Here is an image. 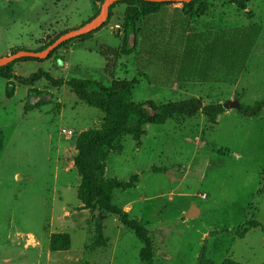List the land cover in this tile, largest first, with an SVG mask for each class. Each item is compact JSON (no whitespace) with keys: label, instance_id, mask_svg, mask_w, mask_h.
<instances>
[{"label":"rangeland","instance_id":"1","mask_svg":"<svg viewBox=\"0 0 264 264\" xmlns=\"http://www.w3.org/2000/svg\"><path fill=\"white\" fill-rule=\"evenodd\" d=\"M104 1L0 0V59L17 50H46L63 33L96 17ZM131 8L136 7L115 6L106 26L91 37L75 39L47 61L16 64L15 80L0 78L5 140L0 153V264H48L54 255L59 261L73 255L77 264H146L140 259L144 245L133 231L116 216L86 210L80 199L77 140L102 129L106 115L67 86L54 88L45 79L29 86L18 78L28 80L43 71L55 80L111 86L100 50L122 49L126 40L136 50L118 61L115 80L139 82L132 102L195 97L205 105L253 107L264 101V0H251L246 10L232 0H204L190 17L182 5H169L150 22L163 31L161 42L192 32L258 26L251 56L234 84L149 83L150 70L167 73L171 65L153 58L145 60L148 75L139 70L145 67L139 65L140 57L146 56L143 40L132 28ZM26 105L38 108L26 112ZM239 109H227L216 125L199 114L147 126L140 142L126 137L122 152L109 156L107 179L129 182L141 175L134 189L116 191L113 203L122 209L131 205L130 217L150 232L155 248L150 264H264V111L248 117ZM66 208L76 217L66 215ZM193 209L198 215L190 218ZM97 221L106 243L98 240Z\"/></svg>","mask_w":264,"mask_h":264},{"label":"trees","instance_id":"2","mask_svg":"<svg viewBox=\"0 0 264 264\" xmlns=\"http://www.w3.org/2000/svg\"><path fill=\"white\" fill-rule=\"evenodd\" d=\"M203 1L194 0L189 4L119 1L111 7L108 19L111 18L112 10L117 5L136 7L130 9L129 18L133 26L132 28L136 31V35H139L143 40L142 51H144V56H146V58L140 57L139 65L145 67L141 68L139 66V70L142 69L141 71L146 73V69H149V66H147L145 60H153V58L162 64L171 65V68L167 70L170 73L150 70L152 75L149 83L158 86L194 82L234 84L244 72L245 65L251 56L256 39L260 33L258 26L209 32H192L182 34L177 38L170 37L168 38V42H161V38L159 37L163 31L152 27L150 24L161 8L169 5H182L183 14L190 17L194 15L196 7L202 4ZM232 2L241 10H246L247 4L251 0H232ZM106 24L107 22L101 29ZM140 25L141 27L138 29ZM101 29L77 39H87ZM151 38L152 41H150ZM74 40L61 45L45 60L20 59L1 68L0 78L7 81L15 80L17 78L14 70L16 64L28 60L37 62L47 61L56 51L64 48ZM146 41L149 46H146ZM135 50L136 46L128 47L126 40L122 49L107 46L101 48L100 54L107 60L106 71L113 79L111 86L92 80H55L43 71L32 75L28 80L23 78L18 79L29 86L43 79L50 82L54 88L67 86L86 105L100 110L106 115V123L102 129L85 132L77 140V155L74 162L82 178V185L79 191L80 199L84 203L86 210H90L91 212L99 211L105 216L118 217L122 225L128 230L133 231L139 241L143 243L144 248L140 253V259L143 263L150 264L155 254L150 232L139 221L132 219L127 212L113 203V196L116 191L134 189L139 178L138 176H134L129 182H122L117 178L107 179L108 158L112 153L119 154L122 152L120 144L124 138L130 136L135 142H140L146 135L145 128L147 126H163L171 119L179 117L194 118L199 114H203L212 125H216L218 119L226 113L227 109L222 104L205 105L202 99L195 97L163 104H157L153 101L144 103L132 102L130 95L139 82L135 80L116 81L115 73L118 61L122 57L131 56ZM18 51L20 50H17L13 54ZM36 51L41 52L44 50ZM147 73L146 75H148ZM37 108L38 105L33 107L26 105L25 110L29 112ZM239 110L244 116L256 117L264 111V101L258 102L253 107L241 105ZM4 146V136L0 131V153L3 151ZM97 224L98 240L106 243L101 231V223L97 221ZM209 264L214 263L209 262ZM224 264L237 263L227 261Z\"/></svg>","mask_w":264,"mask_h":264},{"label":"water","instance_id":"3","mask_svg":"<svg viewBox=\"0 0 264 264\" xmlns=\"http://www.w3.org/2000/svg\"><path fill=\"white\" fill-rule=\"evenodd\" d=\"M119 1H141V2H148V3H157V4H189L194 0H105L102 6L100 13L94 17L91 21H89L86 25L79 29L72 30L67 32L60 37H58L53 44L47 47L46 50L37 52L31 50H20L15 54H12L9 57L1 58L0 59V69L17 61L20 59H40L45 60L47 59L56 49H58L64 43H67L71 40L89 35L91 33L96 32L97 30L101 29L103 25L107 22L110 9L116 2ZM226 109L231 108H240L238 103H228L224 105ZM198 215V210L193 209L189 214L188 217H194Z\"/></svg>","mask_w":264,"mask_h":264},{"label":"crops","instance_id":"4","mask_svg":"<svg viewBox=\"0 0 264 264\" xmlns=\"http://www.w3.org/2000/svg\"><path fill=\"white\" fill-rule=\"evenodd\" d=\"M194 83H197V82H194ZM199 83V82H198ZM206 84H212V83H206ZM139 176V182H138V184H137V186L140 184V181H141V179H140V177H141V175H138ZM57 189H58V193L57 194H59L60 195V185H58L57 186ZM132 190V189H131ZM129 191V190H128ZM128 191H125V193H123V194H128L127 192ZM58 195V196H59ZM123 210L125 211V212H127L130 216H132V206L131 205H128V206H124L123 207ZM65 213H66V215L68 214L69 216L71 215V216H74V214H72L71 212H67V208L65 209ZM74 217H76V216H74ZM83 218H84V216H83ZM42 251V250H41ZM57 254V253H56ZM68 254H70V252L68 253ZM59 255V254H58ZM65 258L64 259H61L60 261L58 260V259H60V256H57V255H54V259H56V260H51L50 259V261L48 262V264H77V260H74V259H71V258H73V255H65L64 256ZM68 258V259H67Z\"/></svg>","mask_w":264,"mask_h":264},{"label":"built area","instance_id":"5","mask_svg":"<svg viewBox=\"0 0 264 264\" xmlns=\"http://www.w3.org/2000/svg\"><path fill=\"white\" fill-rule=\"evenodd\" d=\"M68 134H70V135H71V134H72V132H69Z\"/></svg>","mask_w":264,"mask_h":264}]
</instances>
